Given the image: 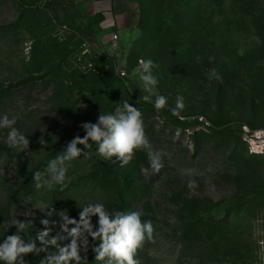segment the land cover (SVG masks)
I'll list each match as a JSON object with an SVG mask.
<instances>
[{
  "label": "rangeland",
  "instance_id": "rangeland-1",
  "mask_svg": "<svg viewBox=\"0 0 264 264\" xmlns=\"http://www.w3.org/2000/svg\"><path fill=\"white\" fill-rule=\"evenodd\" d=\"M127 1L139 25L120 35L97 28L102 15L88 16L78 0H0V115L14 118L29 138L20 153L0 130V239L14 234L11 221L34 213L38 201L76 219L77 203L102 202L110 212L136 210L151 221L139 264H264V159L243 155L239 141L244 128L264 127V0ZM162 42L173 55L158 52ZM145 59L156 65L151 92H142L135 70ZM116 67L128 77L119 78ZM210 69L219 80L206 78ZM142 95H163L167 104L156 111L138 103ZM177 96L183 108L173 116ZM123 98L141 111L151 149L164 154L160 172L141 173L146 149L123 167L116 157L93 154L72 162L63 186L37 190L33 172H43L85 135L83 123L113 112ZM44 218L39 210L29 217L25 239ZM93 243L89 238L87 264H103ZM43 255L25 260L39 264Z\"/></svg>",
  "mask_w": 264,
  "mask_h": 264
},
{
  "label": "clouds",
  "instance_id": "clouds-1",
  "mask_svg": "<svg viewBox=\"0 0 264 264\" xmlns=\"http://www.w3.org/2000/svg\"><path fill=\"white\" fill-rule=\"evenodd\" d=\"M212 59L209 57L210 62ZM139 65L137 71L139 81L142 82L140 89L142 92H151L158 83L153 72L156 65L151 59L141 60ZM206 78L212 81L219 80L220 76L215 69H210L206 72ZM142 101L151 102L156 111L167 104V98L163 95H155L154 99L150 95H142L138 103ZM182 108L183 97L177 96L175 107L170 112L176 116ZM15 125L14 118H9L7 114L0 115V130H7L5 142L8 147L20 153L25 152L29 148V138ZM81 127L85 133L83 137L75 136L69 141L54 159L48 161L43 172H33L32 178L37 190L50 191L55 185L63 186L70 180L68 172L72 162L93 154L105 160L116 157L123 167L132 160L135 150L146 149L148 167L141 168L142 174L159 173L164 166V154L151 149L141 111L124 98L115 104L113 112H100L95 123L85 122ZM40 143L45 145L43 139ZM93 143L95 151L89 153L88 149ZM184 171L189 174L192 172L191 169ZM188 187L194 188V181L190 180ZM77 207L78 219L70 217L68 211H57L54 205L43 201L32 204L30 209H35V212L30 213L29 209L22 212L20 215L24 217L23 221L15 217L11 223L16 232L0 239V264H27L25 257L28 254L42 253L44 255L40 256L39 264H87L89 238L95 242L91 251L96 261H102L103 264H139L135 256L145 240L152 238L151 221H142V214L136 210L110 212L102 202H87L82 206L77 203ZM37 210L47 218L40 220L43 226L41 230L36 231L31 239H25L27 228L33 225L29 217L35 215ZM53 217H58V221ZM93 217L98 218L96 225H93Z\"/></svg>",
  "mask_w": 264,
  "mask_h": 264
},
{
  "label": "crops",
  "instance_id": "crops-1",
  "mask_svg": "<svg viewBox=\"0 0 264 264\" xmlns=\"http://www.w3.org/2000/svg\"><path fill=\"white\" fill-rule=\"evenodd\" d=\"M81 9L90 17L102 15V21L97 28L115 30L120 35L134 27L136 19H133L125 2L127 0H78ZM119 44V38H118Z\"/></svg>",
  "mask_w": 264,
  "mask_h": 264
},
{
  "label": "built area",
  "instance_id": "built-area-1",
  "mask_svg": "<svg viewBox=\"0 0 264 264\" xmlns=\"http://www.w3.org/2000/svg\"><path fill=\"white\" fill-rule=\"evenodd\" d=\"M113 46L117 47L118 44V35L114 34L111 40ZM141 60H139L140 62ZM138 65L135 67V70L140 67ZM119 69V70H117ZM115 73L119 78H127L128 73L126 70L120 67L115 68ZM242 140L246 145V149L248 154L250 155H258L264 157V127L258 131H251L247 128L242 130Z\"/></svg>",
  "mask_w": 264,
  "mask_h": 264
},
{
  "label": "trees",
  "instance_id": "trees-1",
  "mask_svg": "<svg viewBox=\"0 0 264 264\" xmlns=\"http://www.w3.org/2000/svg\"><path fill=\"white\" fill-rule=\"evenodd\" d=\"M138 25H139V22L137 21L136 22V25L134 27H137ZM167 46H169V45L166 42H162L161 43V48L158 49V52L160 54H162V55H165V56H167L169 54L170 55H173L174 52H170V49H167ZM239 141H240V144L242 146L240 148V152L243 155H245L246 157L251 158V159H264V157H262V156L248 154L247 149H246V145H245V143L242 140V132L239 135ZM262 185H263L262 186L263 193L260 194V196H261L260 201L261 202H264V195H263L264 194V180H262ZM231 224H232V221L231 220L227 221V225H231Z\"/></svg>",
  "mask_w": 264,
  "mask_h": 264
}]
</instances>
